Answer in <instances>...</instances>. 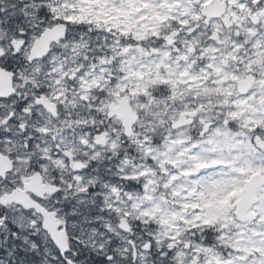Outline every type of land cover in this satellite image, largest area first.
I'll return each mask as SVG.
<instances>
[{"label":"snow or ice","instance_id":"obj_1","mask_svg":"<svg viewBox=\"0 0 264 264\" xmlns=\"http://www.w3.org/2000/svg\"><path fill=\"white\" fill-rule=\"evenodd\" d=\"M0 264H264V0H0Z\"/></svg>","mask_w":264,"mask_h":264}]
</instances>
